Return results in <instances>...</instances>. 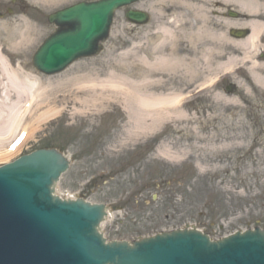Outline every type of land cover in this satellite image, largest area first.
Wrapping results in <instances>:
<instances>
[{"label":"rangeland","instance_id":"obj_1","mask_svg":"<svg viewBox=\"0 0 264 264\" xmlns=\"http://www.w3.org/2000/svg\"><path fill=\"white\" fill-rule=\"evenodd\" d=\"M79 1L65 0L60 7ZM58 6L41 11L46 31L36 48L56 31L47 15ZM126 10L116 13L98 55L75 61L51 76L35 70L30 55L27 69L57 85L72 76L69 69L77 64L83 65V72L101 69V65L108 69L106 62L119 58L130 44H138V54L143 55L146 40L156 32L151 26L165 22L164 15L153 13L148 32L131 31ZM238 65L220 75L211 92L205 85L198 86L207 76L202 73L198 83L184 91L185 118L164 123L146 137L128 138L121 102H110L100 111L78 106L64 111L56 106L53 112L60 110L58 114L39 123L30 139L20 135L0 148V166L41 148L66 154L71 164L56 194L105 204L109 217L102 231L108 241H137L187 227L216 240L264 227V100L257 89L245 93L239 88L243 77L233 72ZM195 68L203 71L200 62ZM227 85L235 88L230 94ZM216 93L229 100L214 99Z\"/></svg>","mask_w":264,"mask_h":264},{"label":"bare ground","instance_id":"obj_2","mask_svg":"<svg viewBox=\"0 0 264 264\" xmlns=\"http://www.w3.org/2000/svg\"><path fill=\"white\" fill-rule=\"evenodd\" d=\"M27 1L37 11L47 12L56 5L61 8L65 0ZM173 2L168 7L162 4L166 8L163 10L166 23H161L146 40L143 55L138 54V44H130L119 58L106 62L110 64L108 69L101 65V69L83 72V65L77 64L69 69L72 76L57 85L27 69L29 59L16 54L30 51L31 45L44 35L45 26L29 22L23 16L3 23L0 30L9 27L11 32L0 34V39H4L0 40V148L20 135L30 139L39 123L58 114L60 110L53 112L56 106L62 110L78 106L100 111L110 102H121L130 139L146 137L169 121L183 120L182 108L187 97L184 91L206 73L198 86L205 85L211 92L217 87L221 73L240 61V54L237 41H230L225 33L237 24L223 18V9L218 5L222 0ZM242 2L249 11L257 9L252 4L260 3ZM251 26L253 34L242 43V61L246 62L249 83H241L239 88L249 93V88L254 87L264 94V62L252 63L248 53L264 26L257 21ZM198 62L203 65L201 73L195 68ZM81 72L82 75H76ZM212 96L224 102L229 100L220 93ZM165 155L160 153L161 157L172 159Z\"/></svg>","mask_w":264,"mask_h":264},{"label":"water","instance_id":"obj_3","mask_svg":"<svg viewBox=\"0 0 264 264\" xmlns=\"http://www.w3.org/2000/svg\"><path fill=\"white\" fill-rule=\"evenodd\" d=\"M138 1L78 3L51 15L50 22L61 28L40 46L34 67L54 75L96 55L114 12ZM126 17L146 21L143 13L129 11ZM69 166L57 150L40 149L0 167V264H264V231L258 228L217 241L187 227L139 241L106 242L100 233L105 205L55 195Z\"/></svg>","mask_w":264,"mask_h":264},{"label":"flooded vegetation","instance_id":"obj_4","mask_svg":"<svg viewBox=\"0 0 264 264\" xmlns=\"http://www.w3.org/2000/svg\"><path fill=\"white\" fill-rule=\"evenodd\" d=\"M93 1V0H86ZM165 0H141L139 3V7H135L134 10H140L144 13H147V23L144 26L130 25L132 31L134 30H146V27L151 25L153 20V13L158 17L160 15H164L163 9L160 7L161 4ZM243 0H222V2L218 3L223 9V18L227 21L236 22V28L225 30L230 41L235 40L238 43V56L239 65H238V74L243 77L244 83H249V77L246 74V62L242 61V52H243V41L248 39L253 34V28L251 23L257 21L262 23L264 26V0H256L260 3L252 4L257 9L253 11H249L247 7L243 5ZM27 0H0V28L3 23L15 21L19 16H23L27 21L32 22L34 24H42L45 22L44 17L45 14L41 11H37L35 8L27 5ZM156 6H158L156 10ZM262 6V8H259ZM162 9V10H161ZM161 10V12H160ZM126 10L124 12V17L126 19ZM160 21V20H157ZM163 23V22H162ZM160 25V24H159ZM159 25H152L151 27H158ZM10 28L0 30V34H8L10 33ZM145 32H148L147 30ZM153 32V31H152ZM4 40V39H0ZM255 46H249V56L252 59L251 62L255 64H261L264 62V27L260 29L257 39L255 40ZM32 48L30 51L26 50L24 52H16V54H21L24 58H29L30 55L36 52V43L31 45ZM250 93L255 90L254 87L249 88ZM262 100H264V94L261 95Z\"/></svg>","mask_w":264,"mask_h":264}]
</instances>
